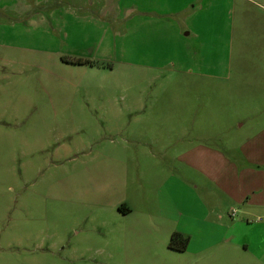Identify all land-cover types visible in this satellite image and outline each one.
Returning a JSON list of instances; mask_svg holds the SVG:
<instances>
[{"label": "rangeland", "instance_id": "obj_1", "mask_svg": "<svg viewBox=\"0 0 264 264\" xmlns=\"http://www.w3.org/2000/svg\"><path fill=\"white\" fill-rule=\"evenodd\" d=\"M155 2L0 0V264H189L145 221L177 152L264 154V0Z\"/></svg>", "mask_w": 264, "mask_h": 264}, {"label": "crops", "instance_id": "obj_2", "mask_svg": "<svg viewBox=\"0 0 264 264\" xmlns=\"http://www.w3.org/2000/svg\"><path fill=\"white\" fill-rule=\"evenodd\" d=\"M155 3L174 12L180 2ZM191 4L186 2L182 11ZM258 138L251 142L264 143ZM194 140L177 152L178 165L173 164L156 190L157 211L145 218L158 220V230L164 224L169 228L157 243L181 234L188 242L180 253L195 259L189 264H264V154L253 149L244 158L246 165L237 166L226 153Z\"/></svg>", "mask_w": 264, "mask_h": 264}, {"label": "trees", "instance_id": "obj_3", "mask_svg": "<svg viewBox=\"0 0 264 264\" xmlns=\"http://www.w3.org/2000/svg\"><path fill=\"white\" fill-rule=\"evenodd\" d=\"M85 63H91L89 61H84L82 59H77L75 60L74 64H85ZM120 210H122V208H120ZM187 242L188 239L184 238L181 234L179 233H174L169 241V249L171 251H175V252H183L186 249L187 246Z\"/></svg>", "mask_w": 264, "mask_h": 264}, {"label": "built area", "instance_id": "obj_4", "mask_svg": "<svg viewBox=\"0 0 264 264\" xmlns=\"http://www.w3.org/2000/svg\"><path fill=\"white\" fill-rule=\"evenodd\" d=\"M233 212H235V211H233Z\"/></svg>", "mask_w": 264, "mask_h": 264}]
</instances>
